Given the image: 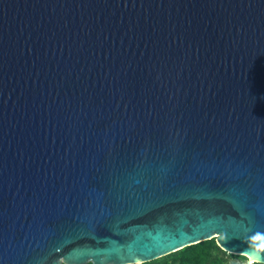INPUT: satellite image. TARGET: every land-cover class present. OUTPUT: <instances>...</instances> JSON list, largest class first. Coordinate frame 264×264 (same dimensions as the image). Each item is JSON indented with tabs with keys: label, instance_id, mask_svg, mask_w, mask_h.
Here are the masks:
<instances>
[{
	"label": "water",
	"instance_id": "95a60500",
	"mask_svg": "<svg viewBox=\"0 0 264 264\" xmlns=\"http://www.w3.org/2000/svg\"><path fill=\"white\" fill-rule=\"evenodd\" d=\"M213 238L264 263V0H0V264Z\"/></svg>",
	"mask_w": 264,
	"mask_h": 264
},
{
	"label": "trees",
	"instance_id": "16d2710c",
	"mask_svg": "<svg viewBox=\"0 0 264 264\" xmlns=\"http://www.w3.org/2000/svg\"><path fill=\"white\" fill-rule=\"evenodd\" d=\"M217 244L216 239L201 241L194 245L152 260V264H225L227 255ZM242 256V255H241ZM245 257V256H243ZM87 264H93L89 262ZM146 264V263H143ZM252 264H264L254 262Z\"/></svg>",
	"mask_w": 264,
	"mask_h": 264
},
{
	"label": "rangeland",
	"instance_id": "374dc122",
	"mask_svg": "<svg viewBox=\"0 0 264 264\" xmlns=\"http://www.w3.org/2000/svg\"><path fill=\"white\" fill-rule=\"evenodd\" d=\"M222 250L224 251L223 255H227L225 264H230L232 260H236L240 263H243V262L248 263V261H249V258H247V257H243L241 255H238L237 253H233V252L225 250V249H222ZM143 263L152 264L151 261L143 262ZM143 263H139V264H143Z\"/></svg>",
	"mask_w": 264,
	"mask_h": 264
},
{
	"label": "bare ground",
	"instance_id": "6f19581e",
	"mask_svg": "<svg viewBox=\"0 0 264 264\" xmlns=\"http://www.w3.org/2000/svg\"><path fill=\"white\" fill-rule=\"evenodd\" d=\"M255 260H256V258H254L253 256H249V262H253Z\"/></svg>",
	"mask_w": 264,
	"mask_h": 264
},
{
	"label": "flooded vegetation",
	"instance_id": "af4514ba",
	"mask_svg": "<svg viewBox=\"0 0 264 264\" xmlns=\"http://www.w3.org/2000/svg\"><path fill=\"white\" fill-rule=\"evenodd\" d=\"M231 264V263H230ZM240 264H244V262L243 263H240Z\"/></svg>",
	"mask_w": 264,
	"mask_h": 264
}]
</instances>
